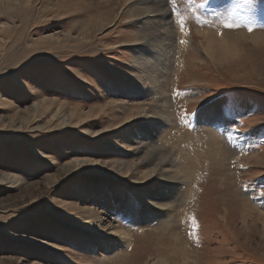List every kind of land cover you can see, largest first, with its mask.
I'll return each mask as SVG.
<instances>
[{
  "label": "rangeland",
  "instance_id": "obj_1",
  "mask_svg": "<svg viewBox=\"0 0 264 264\" xmlns=\"http://www.w3.org/2000/svg\"><path fill=\"white\" fill-rule=\"evenodd\" d=\"M101 1L0 0V264H264V38H239L219 61L203 44L207 33H264V0L252 11L245 0H162L177 69L159 102L133 77L130 46L113 45L130 23L81 39L85 6ZM110 101L169 106L159 155L183 169L165 158L162 173L179 177L166 187L181 190L169 208L142 192L162 184L159 172L145 181L109 162L137 159L123 129L142 131L136 119L103 132L120 111L84 117Z\"/></svg>",
  "mask_w": 264,
  "mask_h": 264
},
{
  "label": "bare ground",
  "instance_id": "obj_2",
  "mask_svg": "<svg viewBox=\"0 0 264 264\" xmlns=\"http://www.w3.org/2000/svg\"><path fill=\"white\" fill-rule=\"evenodd\" d=\"M100 2V1H99ZM83 3L79 4L77 7L78 17L81 16L80 12H82L80 8ZM99 7L93 4H89V6H85V11L87 13H93L90 15L89 19L86 20L85 25L80 27L79 34L82 36V40H86L89 38L91 32L102 30L104 26H117L121 24V22L130 23L132 30L131 35L127 39L117 40L113 45L114 46H130L129 57H131L130 63H132V68L134 69L133 77L136 80H140L144 84V86L140 84V88L143 92L148 94H155V98L157 101L159 98L165 95V87L164 84L168 83L170 74L174 69H177V63L174 67V59L173 55H169L170 52L173 54L172 48L167 46L171 45V39L174 37L175 32L172 30L173 25L171 22V17L167 15V12H170V9L164 7L162 0H102ZM101 8H103L102 11ZM117 9H120L119 13L116 12ZM169 10V11H168ZM118 11V10H117ZM116 12V14H114ZM168 13V14H169ZM123 20V21H122ZM111 24V25H110ZM127 26V25H126ZM147 30L148 32H144ZM205 32V31H204ZM207 32V31H206ZM209 32V31H208ZM242 34V32H241ZM150 35V40H146L145 37ZM253 38V37H262L264 38V33H253L249 35H238L235 33L224 32L220 38L216 37L214 33H207L204 36V51L206 54L213 60L219 61L222 58L232 54L231 52L236 48L234 45L236 42H239V38ZM100 40V39H99ZM254 40V39H252ZM110 46V45H109ZM126 47V46H125ZM175 47V46H174ZM128 48V47H127ZM238 52V51H237ZM138 87V86H137ZM140 88H138L140 90ZM135 91V89H134ZM139 91L135 92L138 93ZM133 93V92H132ZM141 94V93H140ZM167 100V99H166ZM159 102V101H157ZM41 104V102H39ZM38 102L35 103L36 108L39 107ZM44 103V102H43ZM110 106H106V104H98L97 107H90L87 112L84 113V117L91 116L94 113H105L107 110L115 109L121 112L122 116L118 118H113V121L116 122L112 125H107L103 127V132L108 128L113 126V129L118 127H124L126 123L135 122L140 125L142 131H137L133 127L132 129H124L126 133V139L131 140L132 143L139 145L135 148V154L138 155L137 159L133 160H110L109 162L117 169L118 167L122 168V175L125 177H129L132 174L135 175L137 173L140 174V178L143 180H149L153 178L154 173H158L160 175L157 178L158 183L160 184L158 187L155 186V189L146 188L142 189V192L148 193L149 199H151L150 204H156L158 208L164 209L169 208L171 205V197L177 196V194L181 191L179 188H169L166 187L167 182L170 180L176 181L179 180V177L175 175H165L168 173H162L164 171L162 166L164 164L165 158L169 160L168 166H173L175 170L180 168V164L178 163L177 158L175 156H170L166 152V156L159 155V148L162 146L159 140V134L161 133V128L165 121L169 123H173L171 114L169 113V106L159 107L156 105H149L148 111L145 108H142L138 104H130L125 101H110ZM167 104V103H166ZM34 106V105H33ZM137 106V107H136ZM60 107V106H59ZM108 107V108H107ZM134 107L137 108L136 112H134ZM36 110V109H35ZM79 111V109L73 110ZM70 113V117H72L74 112ZM58 110L53 113L56 116ZM150 113V115H148ZM118 116V115H117ZM116 116V117H117ZM149 119L150 122H146V119ZM83 121V120H82ZM134 124V123H133ZM166 125V124H165ZM130 126V125H129ZM139 126V127H140ZM121 128V129H122ZM122 129V130H123ZM140 129V128H139ZM138 129V130H139ZM149 131V133H148ZM91 131H88V133ZM92 134L98 133V131H92ZM148 134L150 135V140ZM148 137V138H147ZM215 140V139H214ZM218 140V139H217ZM160 142V143H159ZM215 143H219L215 140ZM141 144L143 146H141ZM161 145V146H160ZM124 146L130 147V143H125ZM221 146V145H220ZM219 147V146H218ZM125 149V148H124ZM162 151V150H161ZM216 150H214L215 152ZM133 153V151H132ZM218 154V152H216ZM163 155V154H162ZM219 156L226 160L228 156V152H220ZM218 157V156H216ZM89 161V160H88ZM85 159H81L80 163H90ZM219 161V160H218ZM166 162V161H165ZM167 166V164H166ZM165 166V167H166ZM144 168L145 170H140V168ZM79 168V167H78ZM188 170V169H187ZM185 173L184 171H182ZM186 175V173H185ZM181 179V178H180ZM11 179L9 178V181ZM8 181V182H9ZM170 182H168L169 184ZM9 186V185H7ZM175 185H172V187ZM149 193L151 197H149ZM183 194V193H182ZM174 198V197H173ZM176 201V199L174 200ZM173 207V205H172ZM160 209V210H161ZM166 211V210H165ZM93 213V212H91ZM88 223H96V227L100 220V216L97 213L89 214ZM113 229V234L119 233L121 235L124 234L121 230H117L116 227L110 226ZM119 236V235H118Z\"/></svg>",
  "mask_w": 264,
  "mask_h": 264
},
{
  "label": "snow or ice",
  "instance_id": "obj_3",
  "mask_svg": "<svg viewBox=\"0 0 264 264\" xmlns=\"http://www.w3.org/2000/svg\"><path fill=\"white\" fill-rule=\"evenodd\" d=\"M245 3L250 5L249 11H252V9L255 7V5L253 4V0H245ZM200 6L204 7V4L202 3ZM180 23H181V30L183 31L184 30V20H183V18H181ZM224 27L228 28V29H233V28L240 27V24L239 23H234L231 20H226V21H224ZM255 27H257V24H255L254 22H249L247 24V28H248L249 32H252ZM220 35H223V33L221 32ZM150 38H151L150 35L145 37L146 40H150ZM185 42L186 41H183V40L181 41V43H185ZM230 107H231V104L228 105V108H230ZM226 111H227V109H226ZM192 219H193V223L195 224V218L193 217Z\"/></svg>",
  "mask_w": 264,
  "mask_h": 264
}]
</instances>
